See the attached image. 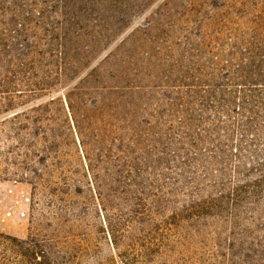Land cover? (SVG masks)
Wrapping results in <instances>:
<instances>
[{
  "label": "rangeland",
  "instance_id": "374dc122",
  "mask_svg": "<svg viewBox=\"0 0 264 264\" xmlns=\"http://www.w3.org/2000/svg\"><path fill=\"white\" fill-rule=\"evenodd\" d=\"M42 1L0 0V89L23 103L0 116L6 257L32 240L53 264H120L97 183L117 188L123 207L140 185L180 207L194 173L206 177L184 154L188 140L210 142L198 160L227 161L231 186L264 177V0ZM58 43L74 54H55ZM38 106L49 107L57 149L30 125ZM18 112L30 125L19 136L3 123ZM259 191L240 218L205 219L210 239L236 236L264 253V183Z\"/></svg>",
  "mask_w": 264,
  "mask_h": 264
},
{
  "label": "trees",
  "instance_id": "16d2710c",
  "mask_svg": "<svg viewBox=\"0 0 264 264\" xmlns=\"http://www.w3.org/2000/svg\"><path fill=\"white\" fill-rule=\"evenodd\" d=\"M42 2L46 4L48 1ZM43 10L46 12V9ZM58 45L59 43L55 45V54ZM59 48L60 54L64 55L70 52L74 54L75 51L74 49L70 51V48L63 44H60ZM14 60L17 62L18 69L25 66L23 59L14 57ZM12 73L17 74V71L13 70ZM36 92L28 93L24 97L41 96ZM19 100L20 97L14 90L0 89V116L4 117L9 112L19 109L21 106L19 104H23L18 103ZM48 108V106H38L33 111L35 114L31 118L33 123L30 125L36 124L39 131H44V138L57 149L61 140L57 130L49 123L51 117L47 112ZM20 114L21 112H18L11 118L5 117L3 120L4 124L11 123L16 127L17 136L20 135V131L30 129L28 123H19ZM188 142L191 150H184V154L188 156V162L195 161L196 170L203 167L206 177L202 178L203 180L198 179L194 173L196 177H192V185H186L181 189L182 201L178 205L180 207L174 206L172 201L163 203L164 201L162 202V199L158 197L160 189L154 185L149 187L140 185L137 190L142 197H136L134 202V198H128L124 207L121 204L120 207L114 202L118 189L108 186L105 190L104 185L97 183L101 180L99 174H95L97 194L101 199L111 245L120 264H264V253L256 251L254 245L249 247L251 243L240 242L236 236L227 239L218 236L216 239H210V234L204 229L207 227L204 223L205 219L208 218H218L223 222L228 217L234 216V220L240 218L236 212L244 209L242 205L255 204L253 202L259 196L264 177L255 181L247 179L243 184L231 186L232 184L227 182V161L220 159L213 163L206 162L207 167L198 160L199 152L202 153V145L210 144V142L202 139L188 140ZM164 145L162 153L168 155L172 149L171 139ZM226 148L229 149V153H232L231 142L226 145ZM192 151L195 154H192ZM224 154L226 155V152ZM257 165L262 166L261 163ZM216 166L219 169H216ZM33 190H37L36 187H33ZM122 192L125 195L134 193L133 188L128 185L122 187ZM168 208H172L170 215L166 213ZM118 209H123L122 214H117ZM7 240L12 241L9 237L0 234V264H53L40 244L32 240L22 242L20 257L9 259L1 249L3 241ZM233 242L238 244H231Z\"/></svg>",
  "mask_w": 264,
  "mask_h": 264
}]
</instances>
